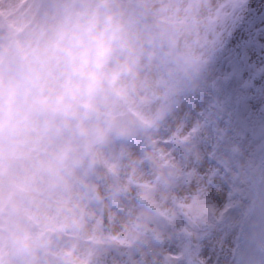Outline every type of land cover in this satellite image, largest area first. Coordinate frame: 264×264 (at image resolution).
<instances>
[{
    "label": "rangeland",
    "instance_id": "374dc122",
    "mask_svg": "<svg viewBox=\"0 0 264 264\" xmlns=\"http://www.w3.org/2000/svg\"><path fill=\"white\" fill-rule=\"evenodd\" d=\"M129 1L131 9L124 12L130 17L129 22L144 24L149 30L141 6H147L150 11L153 7L159 8L160 3ZM173 6L170 4L163 10L150 12L175 30L180 40L178 44L170 45L160 35L149 31L157 47L161 69L166 78L173 80L166 98L180 94L176 83L182 82L187 99L195 104L197 117L191 123L179 125L187 128V135L171 131L177 142L170 145L174 153L172 162H166L151 146L155 123L135 109L118 106L116 93L112 92L106 103V113H102L105 131L90 138L89 163L112 117L131 114L143 123L146 135L136 138L124 135L117 143H110L107 149L113 154L108 159V150H103V164L112 175L120 176L112 159L118 157L121 160L130 151L139 153L149 166V175L157 181L151 192L138 189L134 193L132 188L121 189L112 206L114 210L120 205L122 212L132 211L126 216L135 221L140 236H132L133 241L130 245V241L127 242L125 251L122 248L116 251L103 242L96 243L89 251L86 264H96L102 251L106 252L105 264H233V258L228 257L239 240L242 218L253 197L256 169L264 143V5L258 4L256 13L252 14L242 0H201L197 10L186 16L182 23L169 17L167 12ZM205 17L209 25H203L204 21L197 24ZM11 25V19L0 21V40L4 41V47L11 45L17 37ZM235 34L241 39L232 43ZM223 41L228 45L224 46ZM7 163L9 167L13 164ZM86 178L91 184L95 208L101 210L97 220L102 229L108 230L113 215L109 226L104 225L102 204L95 195L97 182L91 177L90 166ZM118 184L121 188L119 180ZM128 192L133 194L129 205L123 199ZM12 194L9 190L1 205L6 232L0 243V261L24 264L38 259L45 264H67L64 259L50 262L49 253H54L56 248H44L42 241L30 236L29 233L36 230L37 222L22 207V213L30 219L31 225L22 237L33 247L27 248L24 260L9 261L6 240L12 229L7 225V202ZM14 194L19 196L22 206L24 199L20 189ZM87 204L82 200L80 206L86 208ZM49 236L56 243L71 239L70 234L61 230L50 231ZM209 246H214L219 254L225 253L227 262L206 259L203 248ZM70 264H74L73 261Z\"/></svg>",
    "mask_w": 264,
    "mask_h": 264
},
{
    "label": "bare ground",
    "instance_id": "6f19581e",
    "mask_svg": "<svg viewBox=\"0 0 264 264\" xmlns=\"http://www.w3.org/2000/svg\"><path fill=\"white\" fill-rule=\"evenodd\" d=\"M200 1L150 0L152 3H160L159 8L153 7L150 11L163 10L173 4V9L167 13L169 17L182 23L186 16L197 10L196 6ZM242 4L248 5L247 10L255 14L258 4L259 6L264 5V0H242ZM69 7L68 0H42V2L38 0H0V21L11 19V27L18 35L25 25L31 26L46 22L61 11H67ZM108 7L113 9L117 15L130 21L128 14L124 13L131 9L129 0H109ZM208 16L211 15L206 17ZM206 17L200 18L197 24H202L204 21L203 25H209ZM132 26L135 47L126 54L119 70L115 73L112 92L116 93L115 102L118 106L135 109L139 115L155 123L151 146L157 149L162 160L172 162L174 153L170 145L177 141L173 139L171 131L176 130L182 136L187 135V128H180L179 125L191 123L196 119L195 104L187 99V92L180 81L176 83L180 94L166 98L167 91L173 87V80L166 78L161 69L157 47L151 34L153 30L149 28L150 32L144 24L136 22H133ZM216 35L219 39L220 33ZM238 39H241V36L235 34L232 43H237ZM3 42L0 40V47H4ZM222 43L224 46L228 45L227 41ZM96 119L95 116L90 117L79 132L69 131L57 138L54 144L58 146L50 161L25 169L19 161L9 167L7 160L0 159V243L6 232L4 221L1 218V205L8 191L12 190L16 193L17 189H20L24 199L21 207L26 209L37 222L36 230L29 233L30 236L36 241H42L44 248H56L54 253H49L50 262L64 259L67 264H70V261L74 264H86L89 251L96 243L103 242L116 251H118L117 248L125 251L128 247L127 242L130 241V245L133 241L131 237L140 236L141 231L137 229L135 221L126 216L132 211L122 212L120 205L115 210L112 208L110 212L113 219L108 230L102 229L100 220H97L101 210L97 211L95 208L91 197V184L86 178L87 170L91 166L88 158L89 153L92 152L90 138L98 133H90L87 125ZM98 119L104 126L105 121L102 114ZM107 150L106 156L110 159L113 151ZM112 163L119 169L120 176L116 174V177L118 176L117 180H119L121 189L132 188V192L136 193L138 189L151 192L155 188L157 179L149 175V166L139 153L126 152L121 160L114 157ZM132 192L123 195L124 203L128 205L132 203L130 202L133 199ZM82 200L88 203L86 208L80 206ZM54 230H61L72 237L67 242L56 243L49 236V232ZM203 252L206 253V259H210L209 261L218 259L227 262V255L219 254L214 246L203 248ZM231 255H234V251L230 252L229 259ZM153 261L155 262V259ZM0 264L4 263L0 261ZM24 264H45V262L32 259Z\"/></svg>",
    "mask_w": 264,
    "mask_h": 264
},
{
    "label": "clouds",
    "instance_id": "9594fccd",
    "mask_svg": "<svg viewBox=\"0 0 264 264\" xmlns=\"http://www.w3.org/2000/svg\"><path fill=\"white\" fill-rule=\"evenodd\" d=\"M68 3L67 11L25 25L15 42L0 47V159L25 169L50 161L54 141L79 132L90 117H97L90 133L105 131L98 117L135 47L132 24L109 0Z\"/></svg>",
    "mask_w": 264,
    "mask_h": 264
},
{
    "label": "water",
    "instance_id": "95a60500",
    "mask_svg": "<svg viewBox=\"0 0 264 264\" xmlns=\"http://www.w3.org/2000/svg\"><path fill=\"white\" fill-rule=\"evenodd\" d=\"M145 14V18L148 20L149 24L154 27L159 33L164 35L171 43H176V35L174 30L168 25L161 21L156 20L147 10L145 6L142 7ZM119 121L128 120L130 126L133 127V131L130 132L131 136L135 137L139 134H144L143 125L139 123V127L135 128L138 123L135 119L130 116L117 117ZM131 118V119H130ZM134 123V125H132ZM129 129L128 131H130ZM122 128H117L115 137L124 132ZM126 133V132H124ZM110 136L105 142L101 144V148L111 143ZM100 160L98 156L94 160V164L100 166ZM100 168V167H99ZM118 195V190L114 185L110 188V195L108 197L106 212H109V205ZM17 219L19 225L13 224L12 220ZM29 220L21 215L19 212L18 199L15 197L12 202V213L10 216L9 225L16 228L14 237H18L22 229L28 227ZM15 225V226H14ZM25 256V253L22 257ZM264 262V159L262 161V167L260 171V177L258 181V189L256 193V198L253 201V208L251 213L243 226L242 241L240 243V248L238 251V260L235 264H262ZM98 264L105 263V254H101L98 257Z\"/></svg>",
    "mask_w": 264,
    "mask_h": 264
}]
</instances>
